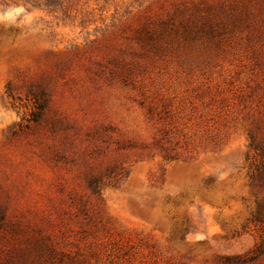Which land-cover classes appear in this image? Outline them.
Segmentation results:
<instances>
[{"label": "rangeland", "instance_id": "obj_1", "mask_svg": "<svg viewBox=\"0 0 264 264\" xmlns=\"http://www.w3.org/2000/svg\"><path fill=\"white\" fill-rule=\"evenodd\" d=\"M193 4L224 22L220 48L141 46V27ZM263 148L264 0H0V211L54 264L251 254Z\"/></svg>", "mask_w": 264, "mask_h": 264}, {"label": "trees", "instance_id": "obj_2", "mask_svg": "<svg viewBox=\"0 0 264 264\" xmlns=\"http://www.w3.org/2000/svg\"><path fill=\"white\" fill-rule=\"evenodd\" d=\"M201 8L196 5L184 6L177 10L167 19L160 20L157 24L145 25L137 32V39L142 47H151L152 49L162 50L174 49L181 51V54L187 57H199L205 52H213L220 48V31L224 29V22L217 20V14H214L209 7ZM209 9V11H207ZM204 12V13H203ZM237 19H234L236 21ZM234 21L230 23L234 25ZM8 90V87H7ZM28 94L33 98L34 109L29 114L28 121L36 122L41 111L45 107V94L32 90ZM250 145L257 149L252 136H250ZM264 154V148L261 150ZM251 184L255 187L264 188V167L257 168L250 175ZM96 180H91L89 186L94 193L98 192ZM254 219L263 224L264 232V197L261 199L253 215ZM9 228V232L0 235L4 243L0 245V264H54L53 259L56 253L47 238L40 236L36 231L30 233L18 224H6L4 213L0 211V231L4 227ZM264 253V238L257 245L251 254L247 256L225 257L224 263L243 264L253 261L259 255ZM60 261V259H59Z\"/></svg>", "mask_w": 264, "mask_h": 264}]
</instances>
